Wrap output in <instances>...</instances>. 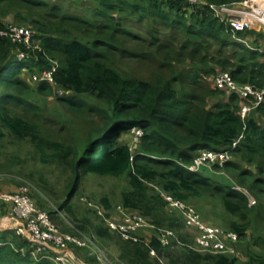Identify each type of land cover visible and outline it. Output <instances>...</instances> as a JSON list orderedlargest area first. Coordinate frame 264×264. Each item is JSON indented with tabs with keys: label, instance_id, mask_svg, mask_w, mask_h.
<instances>
[{
	"label": "trees",
	"instance_id": "16d2710c",
	"mask_svg": "<svg viewBox=\"0 0 264 264\" xmlns=\"http://www.w3.org/2000/svg\"><path fill=\"white\" fill-rule=\"evenodd\" d=\"M88 1L87 10L76 14L50 0H0V137L12 138L19 145L28 142L33 160L56 165L69 174L67 194L59 208L76 220L70 232L94 231L104 246L113 242L120 264H264V237L260 235L249 242L255 250L250 245L245 248V261L238 254L190 248L193 241L185 232L184 216L170 211L162 195L166 192L184 202L205 195L217 197L220 213L227 216L229 229L238 233L239 241L247 237L255 214L264 217V205L250 206L247 194L225 185V176H218L219 180L207 168H189L199 151L228 148L239 139L232 150L236 160L214 168L229 170L239 185L258 197L264 195L260 189L264 184V126L258 121L264 120V103L253 107V114L250 111L245 118L240 114L245 99L235 93L208 108L209 98L224 94L207 80L211 73L229 71L240 83L264 87V52L228 37L247 33L261 38L264 29L254 24L235 31L212 7L246 0ZM8 15L30 23L38 32L34 39L38 37L39 43L27 59L16 57L22 44L1 34L8 28L4 21ZM231 44L239 50L227 56L223 48ZM216 45L220 46L218 56L213 52ZM186 64L190 66L180 67ZM54 65H58L53 73L56 86L69 95L56 93L49 81L34 86L23 76L25 69L39 73ZM136 66L146 69L142 72ZM51 96L58 104L52 108L54 116L47 117L44 108ZM84 119L92 131L81 144L61 138L63 130L71 132L72 123ZM133 125L144 130L134 160L130 140L123 139ZM88 174L126 180L120 205L155 226L148 240L141 234L137 241L126 239L110 227L107 210L113 202L107 194L99 198L104 215L92 209L93 217L79 218L72 212L70 201ZM40 180L42 190L51 195L47 179L41 176ZM59 208L49 210L53 220ZM157 228L173 229L175 240L164 245ZM179 242L184 244L182 249L176 248ZM21 247L26 251H20ZM29 249L14 230L0 231V264H53L35 259Z\"/></svg>",
	"mask_w": 264,
	"mask_h": 264
},
{
	"label": "rangeland",
	"instance_id": "374dc122",
	"mask_svg": "<svg viewBox=\"0 0 264 264\" xmlns=\"http://www.w3.org/2000/svg\"><path fill=\"white\" fill-rule=\"evenodd\" d=\"M52 2H58L64 7L68 8L71 13L76 14H83L84 11L87 10L89 4L88 0H50ZM247 1V3H246ZM245 2H239L232 5H228L225 8L227 10H223L222 6L218 7L217 10H215L216 14L226 23L231 24L236 30H246L252 27L254 24H258L261 28L264 29V25L253 21L252 25L249 27L242 26L241 21L242 18L241 15L246 14L247 12H250L252 10V7L262 6L263 4H260L259 2H263V0H257L254 1L256 3H253L251 0H246ZM259 4V5H257ZM4 21L8 28H15V27H21V28H30L32 30V25L30 23H23L17 21L13 15H8L6 18H4ZM36 30L35 28H33ZM37 32V30H36ZM38 36V32L36 33ZM229 38H231L234 42H239L241 44H244L245 46L249 48L256 47L259 52H264V37H256L253 34H247L243 37H237L236 35H229ZM38 38V37H37ZM36 38L35 43H32L33 46H36L39 43V40ZM257 40V43L254 42ZM37 43V44H36ZM220 50V46L216 45L213 48V52L218 56ZM238 47L234 44L227 45V47L223 48V51L225 52V55L232 56L235 51H238ZM32 53L34 54L35 49L32 48ZM18 50L16 52L17 57ZM29 58V57H28ZM261 60H264V56L261 57ZM213 65V64H212ZM134 66V65H133ZM189 64L181 65L180 67L182 69L189 67ZM135 69L144 72L145 67L142 66H136ZM38 73V72H37ZM28 69L24 70L23 76L28 79V81L36 86L39 82H36L35 79H33L34 74ZM141 73V72H140ZM217 73V72H216ZM216 73H211L208 75V81L210 82L211 86L218 88L214 83V77ZM53 84V83H52ZM54 85V84H53ZM54 89L56 93H58L61 96L69 95L68 91H64L63 89L57 88V86H54ZM220 89V88H218ZM224 94L220 97H211L208 99V108H213L214 104L216 102H225L229 99V96L231 93H229L227 90H223ZM249 104V100H244L240 104ZM57 99L54 96H51L47 98V108H44L46 116H54V111L52 110L53 107L57 105ZM51 109V110H50ZM60 111L62 113H66V110L61 108ZM36 114L35 112H33ZM250 114H253V111L251 110ZM249 114V115H250ZM30 116L32 117V111L30 112ZM35 119L38 121L45 122L43 118L36 117ZM88 119H84L81 121H78L76 123H72V125H75V127L72 129L71 132H69L67 129L63 130L61 138L64 140L70 142L71 138L75 139V142L78 144H81L84 139L89 135L91 128L88 123ZM263 126H264V120L262 118H259L258 120ZM93 122H98L97 119H93ZM48 123V122H47ZM63 123V120L60 121V125ZM52 130H55L53 127H50ZM58 130V129H56ZM66 132V133H65ZM125 141L130 140V133L127 134V136H124L123 138ZM12 138L7 137H0V191L8 190V191H15L21 186H28L30 190V196L33 197L35 202L43 209L54 211L55 209L59 208V204L65 200V196L67 194L68 185H69V174L65 173L60 167L53 165V164H42L39 162H36L32 159V148L31 145L28 142H23L22 145H19L18 142L10 141ZM235 156H233L232 161L234 162ZM246 167L248 166L246 162H244ZM215 167V166H214ZM212 166L204 165L202 168H207L208 170L213 171V173L216 175V178L218 176H225V185H232L234 188L238 189L241 192H244L247 194V196L250 198H254L256 202L254 204H251L249 201L250 206H257L259 204L264 205V195L258 197L252 192H250L247 188L241 186L238 184V181L236 180L235 176L229 172V170H218ZM201 168V169H202ZM257 177L262 178V174H258L256 172ZM41 176L45 177L48 181L47 185L48 188L51 189V195H48L42 187L41 182ZM221 180V179H219ZM127 185L126 180L124 178L122 179H115V178H102L98 177L96 175L88 174L85 176L84 180L82 181V184L80 186L79 191L75 194V196L71 199L69 207H71L72 212L79 218L83 216H92V209L89 208V206L84 202L83 198H87L88 200L94 201L95 203H100L99 198L100 196H103L104 194H107L110 199L113 202V206L111 210H107V213L110 214V219L115 221V223H122L121 216L123 218V214L121 213L119 206H121V189L125 188ZM260 189L264 192V184H261ZM187 204L195 209L196 214L200 216V218L203 220L204 223H208L213 226H219L221 228H227L229 229V225L227 224V221L225 220L227 216H223L220 213V201L217 197H214L212 195H205L203 197H200L199 199H194L191 201H188ZM60 209V208H59ZM170 211H177V209H171ZM180 212V211H179ZM8 213V210L5 206H0V219L3 218L4 215ZM132 213V212H130ZM255 214L253 217H255V221L252 222L251 228L248 230L247 237L243 239V241H239L238 243V255H242L241 259L242 261H245L247 256L244 255L245 248L250 245L252 249L255 250V246L250 244L249 242H252L253 237L255 236H262L264 237V217L259 215L257 216ZM56 224H58L62 229L71 230L74 228L76 220L72 218L70 213H68L64 209H60L57 215V219L54 220ZM186 223V222H185ZM150 230H152L150 227H144L141 230L138 231L139 234H141L146 240L149 239ZM148 231V232H146ZM94 232V231H89ZM185 232L187 233L190 242H195L196 233L197 231L194 228L187 227L185 228ZM97 241L99 245L101 246V249L103 252L110 257L112 260L117 262L118 259V250L117 247L113 242H110L107 246H104L103 242H100V240L97 238ZM190 243V244H193ZM194 245V244H193ZM177 249H182L181 244H178ZM89 256V254H86ZM118 263V262H117Z\"/></svg>",
	"mask_w": 264,
	"mask_h": 264
},
{
	"label": "built area",
	"instance_id": "2783aa9c",
	"mask_svg": "<svg viewBox=\"0 0 264 264\" xmlns=\"http://www.w3.org/2000/svg\"><path fill=\"white\" fill-rule=\"evenodd\" d=\"M190 1L198 2L199 0ZM251 1L256 3L255 0ZM221 6L223 10H227L225 7L228 5H212L215 10ZM240 17L242 18V26L249 27L254 20L264 25V4L263 6H257V8L253 6L250 12ZM36 33L33 28L31 30L30 28L21 27L7 28L1 31L2 35L10 38L14 43L24 46L23 49H18L17 58L19 60L30 57L31 52H33L32 48L37 47V43L36 46L32 45L36 41L34 39ZM57 66L54 65L50 70L34 74L33 79L36 82L49 81L56 86L53 73ZM214 83L218 88L227 90L229 93H235L240 98L251 102V104L246 103L241 106L240 114L242 118H245L253 107L264 103V87H258L252 83H240L232 77L229 71H218L214 77ZM143 134L144 130L140 126H132L130 131L132 160L139 154L140 140ZM238 142L239 139L230 147L220 150L205 149L199 151L194 163L189 168L199 170L204 165L223 168L227 162L233 159L232 150ZM162 195L166 198L169 209L180 211L185 218L187 227L194 228L197 231L194 245H188L190 248L209 253L233 256L238 254L239 236L237 232L204 223L200 216L196 214L195 209L189 206L187 202L177 200L166 192H162ZM83 200L89 208L96 210L100 215L105 214L104 208L100 204L87 198H83ZM249 201L251 204L256 202L252 197L249 198ZM1 205L7 208L8 213L0 219V231L14 230L18 236L28 242L29 252L37 260L47 259L53 264H120L103 252L94 232L78 230L74 233L63 230L52 219L50 212L41 208L30 196L28 186H21L15 191H0ZM119 209L124 214L122 223H115L110 217L106 220L110 227L118 230L124 238L137 241L139 230L144 227H155L140 213L127 212L122 206H119ZM157 233L164 245L170 244L177 236L176 232L169 228H157ZM179 244L184 245L182 242H179ZM77 249L88 250L96 262L82 260L76 252ZM20 251L25 252L26 247H21Z\"/></svg>",
	"mask_w": 264,
	"mask_h": 264
},
{
	"label": "crops",
	"instance_id": "0c3cea01",
	"mask_svg": "<svg viewBox=\"0 0 264 264\" xmlns=\"http://www.w3.org/2000/svg\"><path fill=\"white\" fill-rule=\"evenodd\" d=\"M122 214H123V213H122ZM121 219H122V220L124 219V214H123V218H122V216H121ZM146 232H148V231H146ZM76 252H77L78 256H79L80 258H82V260H84V261H89V262H94V261H95V259L93 258V256H91L90 254H89V256L86 255L84 249H77ZM95 262H96V261H95Z\"/></svg>",
	"mask_w": 264,
	"mask_h": 264
},
{
	"label": "bare ground",
	"instance_id": "6f19581e",
	"mask_svg": "<svg viewBox=\"0 0 264 264\" xmlns=\"http://www.w3.org/2000/svg\"><path fill=\"white\" fill-rule=\"evenodd\" d=\"M255 1H257V0H255ZM258 1H259V0H258ZM259 3H260V4H264V0H263V2L260 1ZM258 5H259V4H258ZM262 6H263V5H262Z\"/></svg>",
	"mask_w": 264,
	"mask_h": 264
}]
</instances>
